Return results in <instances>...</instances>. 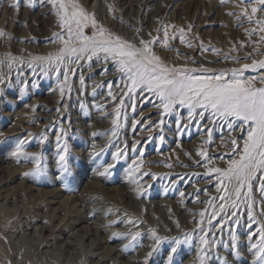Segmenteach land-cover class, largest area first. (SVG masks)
I'll list each match as a JSON object with an SVG mask.
<instances>
[{
    "label": "rangeland",
    "instance_id": "rangeland-1",
    "mask_svg": "<svg viewBox=\"0 0 264 264\" xmlns=\"http://www.w3.org/2000/svg\"><path fill=\"white\" fill-rule=\"evenodd\" d=\"M143 1L64 0L95 19L86 36L100 40L103 28L137 48L154 41L160 62L186 74L230 78L264 60V33L242 15L260 7L255 0ZM59 3L0 0V264H254L264 166L242 186L212 171L239 159L248 125L179 102L165 111L146 88L128 93L127 75L103 51L55 60L59 36L68 38ZM253 77L264 87V69L243 72Z\"/></svg>",
    "mask_w": 264,
    "mask_h": 264
},
{
    "label": "snow or ice",
    "instance_id": "snow-or-ice-1",
    "mask_svg": "<svg viewBox=\"0 0 264 264\" xmlns=\"http://www.w3.org/2000/svg\"><path fill=\"white\" fill-rule=\"evenodd\" d=\"M51 2L55 3L56 0H51ZM240 2L241 4H251L253 0H240ZM255 4L260 7L252 6L250 12L248 8H243L242 15L250 23L260 25L258 30L264 33V20L253 21L252 19L258 11H264V0H255ZM70 6L73 9L71 12L68 11L69 5L64 0H60L59 8L63 11L61 26L65 29L68 38L65 40L62 35L59 36L65 47L61 50V55L55 57V60H61L62 54L65 52L76 54L91 51L95 55L97 51H103L106 57L114 58L119 71L127 75L128 93H134L137 88H146L150 92H155L164 101L165 111H168L174 103L179 102L181 105L187 104L190 109H195L197 106L211 109L212 116L239 119L243 124L248 125L247 138L239 159L230 160L229 167L225 170L216 168L212 171L220 174L223 178L236 180L242 186L258 168L264 166V87L253 86L255 77L252 79L242 78L245 70L264 69V60H254L252 64H244L241 69H232L230 78H226L224 71L216 75H192L191 70H187L188 74H186L185 70L168 68L160 62L159 57L155 56L149 47L154 41H141L144 46L137 48L130 43L121 41L119 37L113 39L111 34L105 36L103 28L98 30L100 40H97L95 36H86L83 31L86 23L91 20L92 26L95 27V19L90 18L74 2ZM12 7H18V4H13ZM74 25L75 27H73ZM180 31L182 33L183 29ZM0 35L3 33L0 32ZM164 35V42L167 43V32ZM260 39L264 42V35ZM74 40L80 41L76 47L72 46ZM181 40L183 41V36H181ZM48 59L52 60L53 58L49 57ZM204 71L208 72L209 70L205 69ZM260 83L264 84V77L260 79ZM116 123L117 121L113 120V124ZM232 143L236 144V141L233 140ZM63 151L66 153L67 148L65 147ZM59 161L67 172L66 156L60 155ZM107 171L106 169L105 172ZM261 191L264 192V185L261 186ZM236 194L239 198V188L236 189ZM223 198L221 197V199ZM233 206L235 207V205ZM215 215L216 213H213V216ZM249 216L252 217L251 210ZM258 235L259 242L253 243L250 251L255 257L254 264H264V227L258 230ZM233 241H235V237H233ZM201 243L206 244L208 241L201 237ZM176 251V248L171 249L172 253ZM236 255L239 256V253L237 252ZM200 258L203 260L204 257Z\"/></svg>",
    "mask_w": 264,
    "mask_h": 264
},
{
    "label": "bare ground",
    "instance_id": "bare-ground-1",
    "mask_svg": "<svg viewBox=\"0 0 264 264\" xmlns=\"http://www.w3.org/2000/svg\"><path fill=\"white\" fill-rule=\"evenodd\" d=\"M147 0H144L143 1V3L144 2H146ZM174 0H168V6L173 2ZM155 2V0H150L149 1V3L150 4H152L151 6H149V5H147V6H149V7H154V3ZM156 5V4H155ZM145 8V7H144ZM146 9V8H145ZM48 11V9H46V8H43L42 10H41V12L40 13H42V17L41 16H39L38 18H37V27H39V31H40V33H44V30H45V28L47 27V22L44 20V19H46V18H44V16L46 15V12ZM158 11V13L159 14H166V13H168V11H169V9H168V7H166V8H162V9H159V10H157ZM41 28V29H40ZM177 29V28H176ZM175 32V31H174ZM41 37V36H40ZM44 38V37H43ZM41 108V107H40ZM41 112V111H40ZM102 144V143H101ZM91 148L92 149H96L97 148V146L96 145H91ZM145 191V190H144ZM144 191L141 189V190H139V192H136L133 196H132V198L133 199H135V200H137V199H139L140 198V196L142 195V194H144ZM146 195V194H145ZM184 200V199H183ZM161 203H163V202H161ZM22 250H23V248H22ZM114 254V253H113ZM21 256L23 257V256H25L23 253H21ZM20 256V257H21ZM113 256V255H112ZM21 257V258H22ZM116 257H117V255H116ZM102 261V260H101ZM29 263V262H28ZM107 264V263H106ZM116 264V263H115Z\"/></svg>",
    "mask_w": 264,
    "mask_h": 264
}]
</instances>
